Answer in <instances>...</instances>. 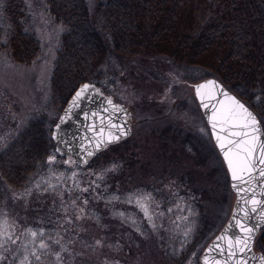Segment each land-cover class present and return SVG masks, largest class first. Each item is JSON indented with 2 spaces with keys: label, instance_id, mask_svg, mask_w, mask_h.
<instances>
[{
  "label": "rangeland",
  "instance_id": "1",
  "mask_svg": "<svg viewBox=\"0 0 264 264\" xmlns=\"http://www.w3.org/2000/svg\"><path fill=\"white\" fill-rule=\"evenodd\" d=\"M25 1L40 52L30 64L0 55V126L11 130L0 129V142L33 121L51 138L61 114L52 80L66 29L46 0ZM85 1L94 17L105 0ZM100 74L103 92L128 109L132 134L87 169L43 159L23 187L0 175V264H202L236 198L193 88L213 75L167 56L114 54ZM44 199L59 218L38 225Z\"/></svg>",
  "mask_w": 264,
  "mask_h": 264
},
{
  "label": "trees",
  "instance_id": "2",
  "mask_svg": "<svg viewBox=\"0 0 264 264\" xmlns=\"http://www.w3.org/2000/svg\"><path fill=\"white\" fill-rule=\"evenodd\" d=\"M46 4L66 29L52 80L53 99L61 111L80 83L91 80L102 90L100 71L113 54L167 56L209 71L257 114L264 127V0H105L94 17L85 0ZM28 18L25 0H0V55L22 64L38 56L40 41L28 27ZM0 129L2 134L11 131ZM4 143L1 179L16 187L25 185L43 159L62 158L38 121L19 131L14 141L2 140L0 145ZM95 159L85 167L69 163L87 169ZM45 201L36 203L38 225L59 218L53 210L57 206ZM256 243L264 253V229Z\"/></svg>",
  "mask_w": 264,
  "mask_h": 264
},
{
  "label": "water",
  "instance_id": "3",
  "mask_svg": "<svg viewBox=\"0 0 264 264\" xmlns=\"http://www.w3.org/2000/svg\"><path fill=\"white\" fill-rule=\"evenodd\" d=\"M209 81H213L214 84H209ZM85 85H88L87 89L84 88ZM200 85H205L200 91L204 97L203 103L208 105L207 108L202 106L201 98L196 92ZM193 88L210 128L213 141L225 163L231 189L236 196L228 221L203 251L201 263L264 264V253L255 250L256 239L264 229V177L259 176L257 171L248 169L243 172L238 170L237 179H233L232 170L224 157V152L233 147L228 143V140H238L241 137H234L229 134L230 131L239 130L232 123L224 124L222 130L221 118L233 110L240 114L241 110L235 109L227 97H233L236 101L244 104L248 111L257 118L255 127L259 131L254 133L249 128L246 130L248 137H245V139H250L255 136L257 148L264 143L263 125L257 114L218 78H205L194 84ZM221 91L226 92L227 96L222 95ZM77 92H81L80 97L76 96ZM109 100H111V104L108 103ZM214 111L218 112L215 129H213V121L210 119ZM129 116L128 109L123 104L117 103L113 98L99 92L95 83L84 81L77 86L53 126L51 139L55 153L67 160H74L79 167H85L92 158L99 155L107 146L132 134L133 128ZM113 124L118 127H112ZM118 128L123 129L125 134L119 140L107 142L110 134H118ZM217 135H220L224 140L225 148L223 150L216 139ZM100 141H104V143H100ZM253 157L257 160V166L264 168V164L258 163L259 153H253ZM233 185H237V187ZM253 199L260 203L253 204ZM253 208H256L257 211L252 212ZM248 228H251L252 231H246ZM238 240L244 241L247 247H245V243H237ZM229 252H234L235 255L230 256Z\"/></svg>",
  "mask_w": 264,
  "mask_h": 264
},
{
  "label": "snow or ice",
  "instance_id": "4",
  "mask_svg": "<svg viewBox=\"0 0 264 264\" xmlns=\"http://www.w3.org/2000/svg\"><path fill=\"white\" fill-rule=\"evenodd\" d=\"M209 84H214L213 81H209ZM205 85H200L197 87L196 92L197 95L201 98L202 106L207 108L208 105L204 104V97L201 95V88H204ZM85 89L88 88V85L84 86ZM83 89L81 90V92ZM81 92H77L76 96L80 97ZM222 95L227 96L226 92L221 91ZM228 100L232 102V104L235 106V109L241 110L240 114H237L235 110L229 112L228 114L224 115L221 123V127L223 130V125L232 123L236 129L230 131L229 134L234 137H241V139L238 140H228V143L231 144L233 147L228 148L227 151L224 152V157L228 161L229 168L232 170L233 179H237V171L240 170L241 172L251 169L253 171H257L259 176L264 177V168H259L257 166V160L253 157V153L258 152L259 153V164H264V143L260 144L257 148L256 146V137L252 136L250 139H245V137H248V131L247 129H251L252 132H258L259 129L255 127L257 124V118L248 111V109L245 107L244 104L240 103L239 101H236L233 97L228 96ZM109 104H111V100L108 101ZM117 111H119L118 108H116ZM218 116V112L214 111L212 117L210 118L213 123L212 127L215 129L217 127V123L215 122ZM112 127H118L117 125L113 124ZM125 134V131L123 129L118 128V134L113 133L110 134L109 139L107 142H112L115 140H119L122 135ZM217 141L220 144L221 149L223 150L225 148L224 140L220 135L216 136ZM100 143H104V141H100ZM254 179V178H250ZM247 183V182H245ZM234 187H237V185H233ZM253 204L260 203L256 201L255 199L252 200ZM252 212H256L257 209L253 208L251 210ZM246 231L251 232L252 229L248 228ZM35 235V233H33ZM9 240L12 239L11 236L8 237ZM13 243H15V240H12ZM237 243H245L244 241L238 240ZM2 247V245H0ZM45 244H40V248H45ZM245 247H247V244L245 243ZM33 255L36 256V259L39 260L40 257L36 255L35 252H33ZM230 256H234V252H229ZM0 259H3V257H0Z\"/></svg>",
  "mask_w": 264,
  "mask_h": 264
},
{
  "label": "flooded vegetation",
  "instance_id": "5",
  "mask_svg": "<svg viewBox=\"0 0 264 264\" xmlns=\"http://www.w3.org/2000/svg\"><path fill=\"white\" fill-rule=\"evenodd\" d=\"M69 160H71V159H69Z\"/></svg>",
  "mask_w": 264,
  "mask_h": 264
}]
</instances>
